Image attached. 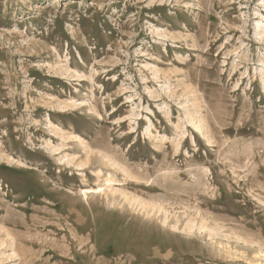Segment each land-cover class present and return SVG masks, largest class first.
Returning <instances> with one entry per match:
<instances>
[{
	"label": "rangeland",
	"instance_id": "374dc122",
	"mask_svg": "<svg viewBox=\"0 0 264 264\" xmlns=\"http://www.w3.org/2000/svg\"><path fill=\"white\" fill-rule=\"evenodd\" d=\"M0 264H264V0H0Z\"/></svg>",
	"mask_w": 264,
	"mask_h": 264
},
{
	"label": "bare ground",
	"instance_id": "6f19581e",
	"mask_svg": "<svg viewBox=\"0 0 264 264\" xmlns=\"http://www.w3.org/2000/svg\"><path fill=\"white\" fill-rule=\"evenodd\" d=\"M261 25H262V24H261ZM259 26H260V25H259ZM48 123L51 124L49 120H48ZM106 180H108V179H106ZM110 180H111V179H110ZM5 235H6V234H5Z\"/></svg>",
	"mask_w": 264,
	"mask_h": 264
}]
</instances>
